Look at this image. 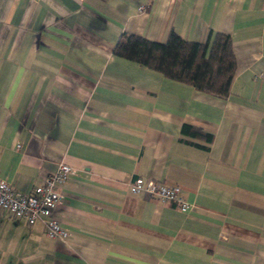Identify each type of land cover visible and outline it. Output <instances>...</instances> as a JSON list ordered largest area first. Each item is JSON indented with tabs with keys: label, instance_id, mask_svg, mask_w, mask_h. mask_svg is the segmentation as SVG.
Here are the masks:
<instances>
[{
	"label": "crops",
	"instance_id": "0c3cea01",
	"mask_svg": "<svg viewBox=\"0 0 264 264\" xmlns=\"http://www.w3.org/2000/svg\"><path fill=\"white\" fill-rule=\"evenodd\" d=\"M171 30L230 35L227 97L112 52ZM61 163L69 237L0 215V264H264V0H0V178L29 193ZM138 177L189 210L131 194Z\"/></svg>",
	"mask_w": 264,
	"mask_h": 264
},
{
	"label": "trees",
	"instance_id": "16d2710c",
	"mask_svg": "<svg viewBox=\"0 0 264 264\" xmlns=\"http://www.w3.org/2000/svg\"><path fill=\"white\" fill-rule=\"evenodd\" d=\"M112 52L117 57L155 70L168 79L220 98L229 94L235 73L230 35L212 30H209L204 42L185 40L174 30L169 32L164 42L122 33ZM192 129V126L185 125L182 130Z\"/></svg>",
	"mask_w": 264,
	"mask_h": 264
},
{
	"label": "built area",
	"instance_id": "2783aa9c",
	"mask_svg": "<svg viewBox=\"0 0 264 264\" xmlns=\"http://www.w3.org/2000/svg\"><path fill=\"white\" fill-rule=\"evenodd\" d=\"M145 6L140 5L138 10L144 11ZM76 170L68 164L61 163L56 171L44 178L29 193H22L0 178V215L11 216L16 220L32 226L41 222L48 238L65 240L69 232L55 216V209L62 199L59 188ZM131 194L145 193L153 196L162 203L176 205L186 212L190 204L184 199L179 185L169 184L163 180L136 178L129 185Z\"/></svg>",
	"mask_w": 264,
	"mask_h": 264
}]
</instances>
